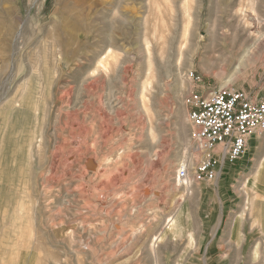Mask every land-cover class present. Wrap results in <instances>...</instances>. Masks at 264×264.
Instances as JSON below:
<instances>
[{
  "label": "rangeland",
  "instance_id": "obj_1",
  "mask_svg": "<svg viewBox=\"0 0 264 264\" xmlns=\"http://www.w3.org/2000/svg\"><path fill=\"white\" fill-rule=\"evenodd\" d=\"M75 1L65 55L59 0H0V264H264V135L235 161L216 150V179L176 181L206 158L193 92L264 99V42L242 64L206 47L264 0Z\"/></svg>",
  "mask_w": 264,
  "mask_h": 264
},
{
  "label": "built area",
  "instance_id": "obj_2",
  "mask_svg": "<svg viewBox=\"0 0 264 264\" xmlns=\"http://www.w3.org/2000/svg\"><path fill=\"white\" fill-rule=\"evenodd\" d=\"M191 78L201 82L192 72ZM192 138L206 154L195 168L182 166L176 174L178 184L192 186L195 182L217 177V155L221 160L235 161L247 150L250 137L264 135V99L253 92L230 85L193 92L187 100Z\"/></svg>",
  "mask_w": 264,
  "mask_h": 264
},
{
  "label": "bare ground",
  "instance_id": "obj_3",
  "mask_svg": "<svg viewBox=\"0 0 264 264\" xmlns=\"http://www.w3.org/2000/svg\"><path fill=\"white\" fill-rule=\"evenodd\" d=\"M58 7L59 8H58L57 13L52 18V23L54 24L55 31L62 37L60 40L59 46L62 47V49H61L62 52L65 50V55H66V53L67 54L71 53L72 55L73 54L75 55L79 49L80 43H79L78 38L74 37L73 34L72 35L69 34V30H70V27H72V26L76 27V23H80L82 21V19H84L76 11L77 9L80 10V4L78 5V3L75 0H59ZM200 9H203V7L201 6ZM68 17H71V19H72V21H70V23H66V21H65ZM238 20L239 21L236 25L234 22H232L233 27L235 28L234 31L229 35L222 34L221 38L218 36V34L215 31H211L209 29L207 30V33L209 36L208 37V43L206 44L207 49L211 48V46H214V47L219 46L221 48L220 52H216L217 50H215L214 51L215 53H209V58H211V59H222V60L231 59V60L239 61L240 64H242L243 62L251 59V57H253L255 52L262 46V44L264 42V32H261L259 30V28H260V25H262V24L264 25V20L260 19L259 17L254 16L253 14H252V16L242 14V17L238 18ZM226 21H228V20H226ZM228 26H229V24H228ZM214 27H215V25H214ZM253 27L254 28L257 27L256 30L253 31L252 30ZM121 29L122 28H120V30ZM21 30H22V27L17 32L16 38H14L15 46L20 42ZM75 31L77 32V30H75ZM240 31L246 32L247 36L246 37L245 36H238L239 35L238 33H240ZM56 32H54V33H56ZM86 32H87V30H86ZM125 33H126V31L124 28L120 34L122 36L126 37L127 35L125 36ZM256 33L258 35H256L255 37H253V39H251L250 35H253ZM66 34L68 35V37L65 36ZM63 37H65V38H63ZM228 41H231V43H232L230 45V48L227 45ZM4 45H6V44L4 43ZM243 48L244 49L246 48L245 49L246 53L244 55L241 54V51ZM2 52L3 51H1L0 53H2ZM14 53H16V51H14ZM3 54H4V52H3ZM0 57H1V55H0ZM2 58H3V56H2ZM2 58H1V60H2ZM5 58H6V56H5ZM13 63H14V59H13V57H10V59L7 62V64H9L10 70L13 69ZM225 85H227V84H225ZM169 220L174 221V217L170 218ZM177 222L178 221L175 222V225H177ZM173 225H174V223H173Z\"/></svg>",
  "mask_w": 264,
  "mask_h": 264
},
{
  "label": "crops",
  "instance_id": "obj_4",
  "mask_svg": "<svg viewBox=\"0 0 264 264\" xmlns=\"http://www.w3.org/2000/svg\"><path fill=\"white\" fill-rule=\"evenodd\" d=\"M253 139V138H252ZM252 139H250V140H252Z\"/></svg>",
  "mask_w": 264,
  "mask_h": 264
}]
</instances>
